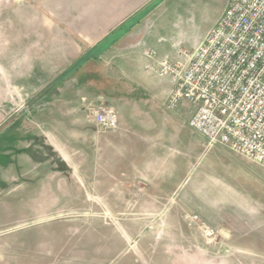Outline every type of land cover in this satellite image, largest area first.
<instances>
[{
  "label": "crops",
  "instance_id": "crops-1",
  "mask_svg": "<svg viewBox=\"0 0 264 264\" xmlns=\"http://www.w3.org/2000/svg\"><path fill=\"white\" fill-rule=\"evenodd\" d=\"M154 2L0 0V188H65L67 170L77 188H259L251 159L206 147L194 105L168 108L173 83L148 67L218 17L188 38L176 7ZM87 103L113 106L117 127L99 131Z\"/></svg>",
  "mask_w": 264,
  "mask_h": 264
},
{
  "label": "rangeland",
  "instance_id": "rangeland-1",
  "mask_svg": "<svg viewBox=\"0 0 264 264\" xmlns=\"http://www.w3.org/2000/svg\"><path fill=\"white\" fill-rule=\"evenodd\" d=\"M227 1L168 0L188 38ZM246 167L259 188H77L73 170L65 188H0V264H264V167Z\"/></svg>",
  "mask_w": 264,
  "mask_h": 264
},
{
  "label": "built area",
  "instance_id": "built-area-1",
  "mask_svg": "<svg viewBox=\"0 0 264 264\" xmlns=\"http://www.w3.org/2000/svg\"><path fill=\"white\" fill-rule=\"evenodd\" d=\"M148 67L173 83L168 108L182 101L194 105L188 124L207 147L219 144L264 165V0H228L196 46L179 47L173 58L164 54ZM85 109L99 131L117 127L113 106L87 103ZM198 228L204 236L215 232L202 222Z\"/></svg>",
  "mask_w": 264,
  "mask_h": 264
},
{
  "label": "trees",
  "instance_id": "trees-1",
  "mask_svg": "<svg viewBox=\"0 0 264 264\" xmlns=\"http://www.w3.org/2000/svg\"><path fill=\"white\" fill-rule=\"evenodd\" d=\"M158 0H155V2L154 3H156Z\"/></svg>",
  "mask_w": 264,
  "mask_h": 264
}]
</instances>
